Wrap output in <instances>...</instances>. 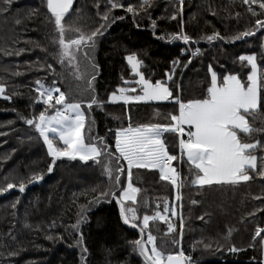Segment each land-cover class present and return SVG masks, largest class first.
Instances as JSON below:
<instances>
[{
    "label": "trees",
    "instance_id": "16d2710c",
    "mask_svg": "<svg viewBox=\"0 0 264 264\" xmlns=\"http://www.w3.org/2000/svg\"><path fill=\"white\" fill-rule=\"evenodd\" d=\"M120 2L123 8L111 9L109 0H74L64 19L66 26L90 34L103 25V35L96 38L95 48L87 56L74 49V64H61L56 58L58 48L51 40L57 34L46 0L0 2V84L5 86L0 97V189L4 190L0 192V264H146L131 243L140 238V229L132 226L136 221L124 223L116 203L123 188L104 172L107 156L102 154L95 161L62 157L48 172L52 159L47 145L25 121L38 117L41 111L50 115L60 106L55 99L51 107L38 99L36 81L44 88L63 91L68 103L83 101L84 142L102 137L114 152L117 129L167 124L170 114H178L177 99L204 98L211 80L209 66L221 80L224 74H235L246 82L250 66L238 57L255 53L258 69L264 70V29L255 25L257 19L264 22L259 3L149 0L141 9V0ZM129 4L135 15L127 11ZM106 12L107 21L102 19ZM246 31L254 35L237 38ZM216 33L220 38L207 39ZM177 34L187 35L198 54L192 58L181 54L182 39ZM68 35L75 38L74 33ZM129 54L141 62L138 70L146 79L168 85L171 96L167 101L109 102V95L119 87L138 85L139 77L125 59ZM74 65L83 79L76 78ZM86 80L92 81L94 91L87 90ZM92 95L104 101L102 107H87ZM248 119L253 126L264 127V107L255 120ZM164 138L169 153L177 156L178 134ZM50 139L56 147L64 146L56 136ZM243 139L264 141V133ZM253 154L257 169L249 170L250 180L200 186L191 184L190 166L180 153L183 186L179 199L174 197L171 183L161 180L158 169L133 168L131 183L139 192L136 201H125V206L136 209L138 221L157 211L166 216V220L149 223L156 246L165 256L183 251L191 264H262L264 177L258 172L264 150L258 148ZM119 164L125 187L129 182L127 163L121 159ZM111 167H117L115 160ZM37 174L43 179L30 182ZM20 183L25 185L23 192L17 190ZM8 184L13 188L8 189ZM105 190L115 191L117 196L91 203ZM165 201L176 215L163 212ZM82 208L87 209L84 222L74 229ZM169 223L174 225L171 233ZM258 227L260 236H256ZM147 234L142 238L146 240Z\"/></svg>",
    "mask_w": 264,
    "mask_h": 264
},
{
    "label": "snow or ice",
    "instance_id": "6c2138e0",
    "mask_svg": "<svg viewBox=\"0 0 264 264\" xmlns=\"http://www.w3.org/2000/svg\"><path fill=\"white\" fill-rule=\"evenodd\" d=\"M5 5H10L12 0H0ZM149 0H141L140 8L143 9ZM47 9L51 13L54 21V32L57 35L52 37L51 43L58 48L56 58L58 62L63 64L67 61L74 64L76 59V51H82L85 56L88 52L95 48L96 38L103 35L101 28L93 30L90 34H85L79 27L67 25L64 23L66 14L70 15V9L73 0H46ZM111 9L123 8L120 0H109ZM182 3V0H181ZM244 4L259 3L264 15V0H242ZM7 11V7L3 9ZM110 11V9H109ZM127 11L134 15L135 10L129 4ZM248 11L255 16L256 11L249 6ZM239 15V14H238ZM175 18V17H173ZM103 20H108V12L105 13ZM255 25L259 29H264V22L260 19L255 21ZM74 33L75 38L69 36ZM180 39L185 42L189 41L187 35L177 34ZM254 35V32L246 31L237 38H243ZM219 34L207 37L209 41L218 39ZM264 47V45H262ZM19 55V52L16 53ZM131 65L132 72L139 77L137 83L141 87L140 95H125L126 91H135L120 88V95L113 92L109 97V102L120 100L127 104L129 101H167L171 96L169 89L160 81L153 83L146 79L138 70L140 61L135 54H129L125 57ZM239 61H246L251 67V71L247 75L246 82L235 74H224L222 80L218 78L217 73L212 71L211 80L206 90V95L202 99H190L186 102L179 101V111L176 115L169 116L167 124H146L137 127H121L115 132V151L110 152L109 146L104 142L102 137L94 138L97 142L85 143L81 134L84 128L85 116L81 111V102L68 103L65 99V93L58 88H44L40 81H36L39 87L38 99L42 100L45 105L52 106L51 102L55 99L56 105H62L58 108L54 115L49 116L45 111H41L38 117L34 119H26V123L34 126L39 137L43 139L47 145L48 155L52 159V164L48 167V172L53 171V165L59 158L68 157L76 159L79 157L81 161L97 160L102 154L109 158V163L104 165V172L113 180L115 184L122 187L123 190L118 193L116 203L119 205L120 216L125 224L136 221L132 226L139 227L141 237L147 232V239L139 238L132 243L134 251H137L144 258L146 264H185L186 257L183 251L175 254L164 255L158 250L155 237L149 231L150 221L166 220V216L157 211L154 215H144L142 221L137 220L136 209L134 207H126L125 201L135 202L139 189L131 183L132 169H158L161 180L170 181L171 185L180 188L182 183L179 171L173 167V161L177 160V156L169 154L165 136L167 134H179V149L182 156H186V163L189 164V172L193 177L191 184L193 185H212V184H230L237 185L240 182L251 179L249 170L257 169V156L253 153L258 148L264 150V141L255 140L254 142H245L243 137H252L254 134L264 133V127H255L250 124L248 117L253 120L260 113V108L264 107V93L261 88L264 87V70L258 69L256 62V54L240 55ZM173 63H177L173 61ZM76 68V78L83 79L79 73L78 65ZM95 65L93 68L95 69ZM48 69H52V65H47ZM171 79V77H170ZM56 82L53 81V84ZM87 90L92 89V81L86 80ZM5 91V86L0 84V94ZM54 92L59 94L55 97ZM10 99V97H6ZM104 101L100 100L96 95H92L87 102L90 109L93 105L102 107ZM188 126L185 132V127ZM50 134L58 136L63 142V147L58 148L50 139ZM186 136V138H183ZM127 163V176L129 182L123 187L121 181V173L123 171L120 166V160ZM115 160L117 167H111V161ZM258 174L264 177V156L260 157V165ZM43 179L42 175H34L30 182L36 183ZM8 189H12L13 185L8 184ZM25 189L24 183L19 184V191ZM4 191L0 189V192ZM109 195L116 197L117 192L105 190L93 198L91 203H100ZM179 199V196L177 197ZM193 203H196L193 201ZM86 208H82L81 215L73 228L76 229L84 222ZM169 211L172 215H176L175 209H170L167 202H164L163 212ZM183 229V220L180 224ZM174 225L168 224V232H173ZM262 230L256 229V236H260ZM51 238V237H49ZM255 239V237H254ZM176 243V241H173ZM264 245V241L261 242ZM148 245H151L149 250ZM232 251H235L233 247ZM189 264L191 262L189 261Z\"/></svg>",
    "mask_w": 264,
    "mask_h": 264
},
{
    "label": "built area",
    "instance_id": "2783aa9c",
    "mask_svg": "<svg viewBox=\"0 0 264 264\" xmlns=\"http://www.w3.org/2000/svg\"><path fill=\"white\" fill-rule=\"evenodd\" d=\"M180 53L183 54V55H188V58H192L194 57L195 55L198 54V51L194 48H192L191 44L189 43V41L185 42L183 39H182V46L180 48ZM179 100V99H178ZM55 101V100H54ZM176 104L179 105L177 103V100H176ZM60 108H62V105H59ZM179 143V142H178ZM177 161H173V166L179 171L180 173V180H181V170H180V167H179V164H180V150L178 148V151H177ZM170 154V153H169ZM170 182V181H169ZM171 183V182H170ZM173 187V194H174V197H178L179 196V192H180V188H176L174 186ZM186 264H189V260L186 259Z\"/></svg>",
    "mask_w": 264,
    "mask_h": 264
},
{
    "label": "rangeland",
    "instance_id": "374dc122",
    "mask_svg": "<svg viewBox=\"0 0 264 264\" xmlns=\"http://www.w3.org/2000/svg\"><path fill=\"white\" fill-rule=\"evenodd\" d=\"M130 65V64H129ZM250 66V65H249ZM130 67H131V65H130ZM250 71H251V67H250ZM210 75H211V73H210ZM247 80V79H246ZM161 83H163V82H161ZM168 89H169V87H168V85L166 84V83H163ZM120 88H124V89H128V90H132V89H135V91L133 92V91H126L124 94L125 95H140L141 94V87H140V85L138 84V85H133V86H131V85H123V86H121V87H119L118 89H117V91H115V93L117 94V95H120V92H119V89ZM169 91H170V89H169ZM171 92V91H170ZM113 93V92H112ZM111 93V94H112ZM110 94V95H111ZM109 95V96H110ZM2 96H4V94H0V97H2ZM112 103H123V101H120V100H116V101H111ZM132 102H163V101H129L128 103H132ZM178 108H179V105H178ZM179 110V109H178ZM81 111H82V108H81ZM83 112V111H82ZM55 114V112L54 113H52V114H50L49 116H52V115H54ZM185 127V132L187 131V128H188V126H184ZM81 134H82V130H81ZM52 135L50 134V137H51ZM179 138H180V136H179V134H178V142H179ZM183 138H186V136L185 137H183ZM63 143V142H62ZM63 147V146H62ZM58 148H61V147H58ZM185 158H186V156H184ZM174 167V166H173ZM175 168V167H174ZM127 186V185H126ZM125 186V187H126Z\"/></svg>",
    "mask_w": 264,
    "mask_h": 264
},
{
    "label": "crops",
    "instance_id": "0c3cea01",
    "mask_svg": "<svg viewBox=\"0 0 264 264\" xmlns=\"http://www.w3.org/2000/svg\"><path fill=\"white\" fill-rule=\"evenodd\" d=\"M124 103V102H123ZM53 136V135H52ZM58 138V136H56ZM59 139V138H58ZM62 143V141H60ZM178 148H179V143H178ZM180 150V149H179ZM181 153V152H180ZM262 264H264V245H262Z\"/></svg>",
    "mask_w": 264,
    "mask_h": 264
},
{
    "label": "water",
    "instance_id": "95a60500",
    "mask_svg": "<svg viewBox=\"0 0 264 264\" xmlns=\"http://www.w3.org/2000/svg\"><path fill=\"white\" fill-rule=\"evenodd\" d=\"M73 3H74V0H73ZM73 6V5H72ZM72 8V7H71ZM71 10V9H70ZM17 190H19V187L17 188ZM140 238H142L141 236H140ZM185 264H186V260H185Z\"/></svg>",
    "mask_w": 264,
    "mask_h": 264
},
{
    "label": "bare ground",
    "instance_id": "6f19581e",
    "mask_svg": "<svg viewBox=\"0 0 264 264\" xmlns=\"http://www.w3.org/2000/svg\"><path fill=\"white\" fill-rule=\"evenodd\" d=\"M186 57V56H185Z\"/></svg>",
    "mask_w": 264,
    "mask_h": 264
}]
</instances>
